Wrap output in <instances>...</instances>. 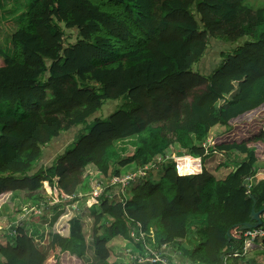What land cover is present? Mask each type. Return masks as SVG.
Wrapping results in <instances>:
<instances>
[{"label":"trees","instance_id":"16d2710c","mask_svg":"<svg viewBox=\"0 0 264 264\" xmlns=\"http://www.w3.org/2000/svg\"><path fill=\"white\" fill-rule=\"evenodd\" d=\"M245 1L32 0L14 16L10 48L0 47V194L26 191L35 206L55 213L41 191L47 182L70 196L63 205H77L68 233H56L51 245L35 239L38 229L27 235L12 223L0 264H46L65 252L90 258L86 264H117L109 260L116 238L135 247V258L166 246L186 264H259L258 256L264 264V237L247 255H231L241 251L244 223H254L251 210L264 208V178L250 181L259 168L247 146L253 138L204 146L212 128H228L264 104V7L252 11ZM64 29L77 32L73 43L65 44ZM209 38L242 42L203 75L192 65ZM117 99L128 108L94 117L49 165L33 171L43 146ZM170 147L197 158L218 151L229 171L218 179L204 167L182 175L165 161L158 179L127 189L124 203L103 194L88 207L79 194L86 165L119 175ZM259 218L264 229V210ZM138 225L144 242L130 235Z\"/></svg>","mask_w":264,"mask_h":264},{"label":"rangeland","instance_id":"374dc122","mask_svg":"<svg viewBox=\"0 0 264 264\" xmlns=\"http://www.w3.org/2000/svg\"><path fill=\"white\" fill-rule=\"evenodd\" d=\"M32 0H0V47L4 49L10 48V35L15 27L14 16L19 15L26 9V6ZM247 5L252 11L257 7H264V0H246ZM66 37L65 44L73 43L77 38V32L74 29H64ZM242 42V39L236 42L222 41L216 38H209L207 49L199 61L195 62L192 65V70L198 71L203 75H208L212 70L219 64L223 56L231 54L234 48ZM233 53V52H232ZM1 64V60H0ZM234 93L237 89L236 83ZM231 94L228 95L230 97ZM123 106V108H128L127 105H123L121 99L117 100H106L101 109L98 110L93 116L87 119V124L79 125L78 127L71 128L69 131H62L58 137L51 140L50 143L43 146L42 156L33 167V171L38 169L40 166L49 165L53 159L61 154L65 147L76 137L81 128L88 127L93 121L94 117L105 118L108 116L114 109ZM130 107V105H129ZM86 130V129H84ZM264 104L247 112L240 117H237L229 122V127H215L209 133L208 140L211 141V145L225 142V141H241V140H253L247 141V146L252 148L257 156V164L259 169H262L264 166ZM256 136V137H255ZM255 138V139H254ZM213 143V144H212ZM125 147L128 153H131L134 148L131 145L130 141L125 142ZM211 147V146H210ZM180 150L176 147H170L167 151L165 159L169 163H174L171 160L173 155H177ZM237 152H232V159L236 157ZM191 156V155H187ZM193 157V156H191ZM195 158V157H193ZM182 162H186L184 158L180 159ZM226 160V156L218 151H210L208 155L200 157V168L204 167L209 173H211L216 179L224 177L229 168H225L223 163ZM194 161L191 160L192 164ZM156 162V161H155ZM162 162V161H160ZM228 164H232L231 162ZM222 165V166H221ZM179 166V163H178ZM153 169V170H150ZM134 170V169H133ZM148 170H150L148 172ZM146 171L144 176H140V180L149 179L155 180L158 179L161 175V170H155L154 167L149 168ZM185 170V169H184ZM132 171V169L124 170V172ZM85 179L83 185L79 189L81 195L89 194L98 183H106L111 177L102 176L92 164H88L85 167ZM263 170L261 174L257 177H262ZM251 183L256 181L253 177L250 179ZM47 182H43V187L41 189L43 194L50 193L51 190L47 186ZM45 186V190H44ZM15 192V191H14ZM48 194H46L48 196ZM54 202L47 203L48 207L51 209L55 205L57 212L49 213L47 207L46 210L40 209L35 206L34 201L27 199V192L20 191L16 192L13 197V193L3 192L0 194V243H5L6 235H9L10 232L8 229L11 228L12 223L14 225H20L24 232L27 235L31 234L34 229L39 231L36 233L35 239L46 245H51L54 235L62 234L66 235L68 233V220L74 213L75 208H69L67 205H63L62 201L59 200L60 192H54ZM58 195V197H57ZM76 203H74L75 205ZM77 205V204H76ZM83 220V229L86 235V239L89 240L90 237V219L88 216H82ZM55 233V234H54ZM261 241V240H260ZM184 243V242H183ZM260 244V243H259ZM111 255L110 262L117 264H131L134 259L132 256L136 254L137 251L133 245L122 238H116L110 242ZM57 249H54L56 252ZM167 255L172 256V263L180 264L182 263L180 258L175 256L173 250L170 247H167L165 250ZM172 252V253H170ZM91 253V252H90ZM259 255V251L252 253L251 257ZM259 264H263L259 256L256 258ZM88 258L86 261H88ZM86 261L71 256L69 253H60V255L53 259L50 257L46 264H86ZM135 264V263H134ZM137 264V263H136ZM232 264V263H230Z\"/></svg>","mask_w":264,"mask_h":264},{"label":"built area","instance_id":"2783aa9c","mask_svg":"<svg viewBox=\"0 0 264 264\" xmlns=\"http://www.w3.org/2000/svg\"><path fill=\"white\" fill-rule=\"evenodd\" d=\"M204 146L205 147L211 146V141L207 140V142L204 143ZM208 153L206 154L208 155ZM186 156L187 155H173L171 157V160L172 161L174 160L173 162H174V165H175V168L178 174H181L179 173V170H178V158L186 157ZM194 159H197V165L199 168L198 171H201L200 157L198 158L195 157ZM160 161L165 162L166 161L165 156H159L158 158H156V162H151L147 165H144L141 168H137L135 170L128 171V172H125L119 175H111V177H109L106 183H98L96 187L89 194H85L87 196L86 205L89 207L91 205L97 204L99 201V197L103 194L109 198H114L116 201H121V203H124L127 199V193H126L127 189L132 184L142 181L143 179L140 180L141 178L140 176H144L146 174V171L149 168L154 167L156 170L159 166L158 163H160ZM150 170H153V169H150ZM150 170H148V172ZM47 186L51 190L49 194L46 193L49 196L48 201L49 203H52L54 202V195H55L54 192L55 191L58 192V189L56 187H50L49 185ZM112 188H114L113 192H111ZM44 190H45V186H44ZM68 198H70V196L62 192H60V198L58 197L59 200H63V199L65 200ZM70 206L71 208H76V204L75 205L71 204ZM130 235L132 237H135V239L141 240L142 242H144L145 237H146V234L145 232L142 231L140 225H138L137 227H131ZM263 237H264V229L260 227L244 229L243 244L241 247V251L240 252L235 251L231 255L235 257L247 255L253 247H255L257 244L259 245L260 240ZM147 246L148 245L145 244V247ZM166 249H167L166 246H162L160 249L147 248V251L144 252L143 256L138 255L137 258H135L138 253L133 254L132 256L134 257V259H136L137 264H174L168 260L167 252L165 251ZM180 264H186V263H180Z\"/></svg>","mask_w":264,"mask_h":264},{"label":"bare ground","instance_id":"6f19581e","mask_svg":"<svg viewBox=\"0 0 264 264\" xmlns=\"http://www.w3.org/2000/svg\"><path fill=\"white\" fill-rule=\"evenodd\" d=\"M182 158H184V160L186 162H182L180 160ZM193 159L194 158H192L191 156L178 158V163H179L178 170H179V172H181L183 174H191L192 172L196 171V169L198 168L197 159H194L193 163L191 164L190 161Z\"/></svg>","mask_w":264,"mask_h":264},{"label":"water","instance_id":"95a60500","mask_svg":"<svg viewBox=\"0 0 264 264\" xmlns=\"http://www.w3.org/2000/svg\"><path fill=\"white\" fill-rule=\"evenodd\" d=\"M243 183H247V179L243 181ZM249 197H252L251 195ZM263 209L255 211L254 209L251 210L250 217L254 221V223H244L242 226L243 229H251V228H256L261 226V221L259 218V215L262 213Z\"/></svg>","mask_w":264,"mask_h":264},{"label":"crops","instance_id":"0c3cea01","mask_svg":"<svg viewBox=\"0 0 264 264\" xmlns=\"http://www.w3.org/2000/svg\"><path fill=\"white\" fill-rule=\"evenodd\" d=\"M262 170H263V173H262V177H257V176H259L260 174H261V172H262ZM257 175V176H256ZM260 178H264V166H263V168L262 169H257V172H256V174L253 176V179H255V180H258V179H260ZM258 245V244H257Z\"/></svg>","mask_w":264,"mask_h":264},{"label":"clouds","instance_id":"9594fccd","mask_svg":"<svg viewBox=\"0 0 264 264\" xmlns=\"http://www.w3.org/2000/svg\"><path fill=\"white\" fill-rule=\"evenodd\" d=\"M202 169V168H201ZM198 172H200V171H198ZM195 173H197V172H195ZM184 175V174H183Z\"/></svg>","mask_w":264,"mask_h":264}]
</instances>
